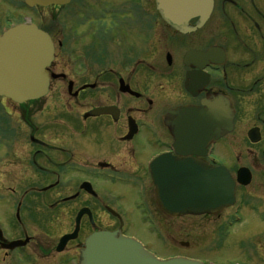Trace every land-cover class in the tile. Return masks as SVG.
I'll use <instances>...</instances> for the list:
<instances>
[{
    "label": "flooded vegetation",
    "instance_id": "flooded-vegetation-1",
    "mask_svg": "<svg viewBox=\"0 0 264 264\" xmlns=\"http://www.w3.org/2000/svg\"><path fill=\"white\" fill-rule=\"evenodd\" d=\"M150 1L142 0L139 8L136 0H127L125 8L116 4L67 10L62 61L60 32L45 30L54 47L47 69L51 102L46 95L18 105L19 131L8 126L11 114L3 111L0 264H75L91 232L119 229L128 236L121 209L111 211V229L98 227L94 217L106 208L103 196L95 192L100 181L144 188L140 209L152 221L151 207L153 216L166 217L154 188L185 185L159 187L152 176L168 177L180 168L191 167L193 175L221 171L230 178L233 205L211 215L214 224L221 222V234L235 216L243 222L244 207L264 222V0H212L205 23L197 28L198 20L192 19L187 32L165 24L155 4L149 8ZM7 2L16 11L24 9L19 0ZM19 14L7 19L0 31L26 19ZM182 107L196 114V146L186 154L184 144L174 151L173 122L165 120L169 111ZM98 110L104 112L92 113ZM202 113L209 115L211 138L204 147ZM129 124L135 132L129 133ZM143 131L147 149L139 146ZM16 135L20 147L12 146ZM95 150L102 154L82 159ZM88 197L99 200L90 207ZM75 202L81 204L76 209ZM80 209L87 213L76 225ZM93 210L98 212L94 215ZM74 230L75 237L60 246L62 237ZM263 230L250 236L256 244H250L242 264H264Z\"/></svg>",
    "mask_w": 264,
    "mask_h": 264
},
{
    "label": "water",
    "instance_id": "water-1",
    "mask_svg": "<svg viewBox=\"0 0 264 264\" xmlns=\"http://www.w3.org/2000/svg\"><path fill=\"white\" fill-rule=\"evenodd\" d=\"M67 1L25 0L29 6L37 4L42 7L64 4ZM154 1L162 20L182 32L189 31L186 29L187 22L196 16L199 18L197 26H201L208 18L212 3V0ZM52 58L53 48L48 35L35 26L19 25L7 30L0 37V96L20 104L44 95L48 86L46 67ZM180 110L169 111L166 115L169 121L175 122L176 128L180 125L182 117L193 118L195 115L192 111L178 114ZM180 114L181 118L178 117ZM201 172L200 184L209 185V171ZM183 183L186 185L189 182ZM216 184H223L221 178H218ZM232 191L233 188H156V197L159 207L170 216L185 213L211 214L229 205ZM176 203L181 206H176ZM81 264L199 263L184 259L158 261L134 241L119 237L116 233H98L86 241V249L81 254Z\"/></svg>",
    "mask_w": 264,
    "mask_h": 264
},
{
    "label": "rangeland",
    "instance_id": "rangeland-1",
    "mask_svg": "<svg viewBox=\"0 0 264 264\" xmlns=\"http://www.w3.org/2000/svg\"><path fill=\"white\" fill-rule=\"evenodd\" d=\"M7 1L11 0H0V26L2 24L5 25L7 19L17 18L18 13H20L18 18L22 15H28L32 17L36 24L45 28V30H50L54 33L59 31L60 34L58 37L60 38L61 47L58 48V60L61 61L65 57L64 52L68 43L66 42V30L64 27L68 20L66 16L67 10L80 7L82 10H97L100 5L104 7L120 4V8L128 6L126 4L127 0H72L68 5L58 7V10H53V8H50L53 6H50L42 8L41 10L21 9L22 11L18 10V12L13 9ZM149 8L152 10L154 9L153 1H150ZM59 70L60 68L55 71ZM47 96L49 102H51V94ZM17 106L18 105L15 103L0 98V188L5 187V177L1 176L3 172V164L1 160H3L6 151V144L3 140L4 136L2 132V129L5 126L2 118V111L6 108L5 110L11 114L10 119H8V126L11 128H17L19 131L20 125L16 113L18 110ZM138 115L139 114H137L136 118L139 119L141 116ZM147 116H150V114L148 113ZM14 133L16 132L14 131ZM18 135L20 136V133ZM138 140L139 146L144 149H147V145H150L145 131L141 133ZM21 142L22 141L18 139L16 135L12 141V146L20 147ZM143 152H146L147 154L149 153L148 151ZM151 152H153V150ZM221 153L223 157L225 156L227 158V152L224 149ZM101 154V151L95 150L93 153L91 152L83 155L82 159L85 161L92 160L94 156H99ZM18 177L20 178L21 176ZM100 182L99 188H97L98 190L96 189L95 192H97L99 197L103 196L106 208L104 209L103 215L98 214L97 216L95 214L98 211L95 212L93 210L95 220H98L100 223L98 224V227H100V229H111L114 226L115 218L111 211L116 212L117 210L113 207L111 201L117 200L120 204L119 206L124 211L129 224L127 234L137 237L150 251H152L153 254H155V256L159 258H165L169 255L184 254L189 257L208 258L217 264H229L233 261L244 263L248 257V253L251 252L250 244H256L255 240L250 236H252L260 227L264 229V222L261 221L263 217L259 221L255 212L246 207H244L245 209L242 212L243 222L241 224H234L230 227L226 236L221 235L219 232V225L221 222L218 221L216 224L212 222L213 216H166L159 219L155 215L153 216V212L155 211L154 207L149 208L153 220L155 221H153L154 224L152 226V224L146 220V216L137 205V197L134 192L136 188L133 190L132 188L123 185H116L103 181ZM151 189L152 188H149L148 190L149 195H151ZM80 200H82V198H79L76 201ZM98 200L99 199L88 197L89 206L92 207L98 202ZM152 202L154 203L153 199ZM79 205L81 204L75 202L73 208L76 209ZM230 206L231 205H228L226 208H229Z\"/></svg>",
    "mask_w": 264,
    "mask_h": 264
},
{
    "label": "bare ground",
    "instance_id": "bare-ground-1",
    "mask_svg": "<svg viewBox=\"0 0 264 264\" xmlns=\"http://www.w3.org/2000/svg\"><path fill=\"white\" fill-rule=\"evenodd\" d=\"M228 232V229L226 230L225 234Z\"/></svg>",
    "mask_w": 264,
    "mask_h": 264
}]
</instances>
